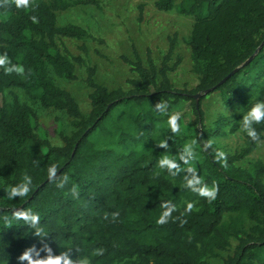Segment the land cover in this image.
<instances>
[{
  "label": "trees",
  "instance_id": "trees-1",
  "mask_svg": "<svg viewBox=\"0 0 264 264\" xmlns=\"http://www.w3.org/2000/svg\"><path fill=\"white\" fill-rule=\"evenodd\" d=\"M77 4L97 1L34 0L35 6L18 8L9 0L0 6V56L7 55V67L24 69L22 74L7 73L0 67V264H20L17 258L25 249H39L43 243L54 254L72 249V259L88 258L90 264H210L211 257L222 258L223 264H264V163L237 164L257 142L244 132L243 148L226 153V166L214 160L218 147L212 143L205 148L207 141L238 130L240 119L264 99V0H154L157 10L193 18L184 42L197 83L178 88L169 77L181 62L179 55L173 58V34L159 63L149 49L145 61L135 48L133 58L122 57L133 73L127 88L97 83L94 67L87 66V114L48 70L73 80L75 63L85 62L72 56L63 40L90 39L91 33L77 24L57 23V12ZM32 16L39 22L33 23ZM211 87L215 88L196 104L192 95ZM9 88L21 89L44 108L66 113L73 129L61 134V145L50 144L35 131L34 110L15 94L8 99ZM212 93L230 113L207 126L201 101ZM159 100L167 102V114L155 108ZM182 102L190 103L194 115L191 137L172 133L168 124ZM254 127L261 140L264 122ZM162 140L168 141L167 149L157 146ZM193 141L196 157L185 165L179 154ZM164 155L175 157L184 169L194 167L203 183L218 184L216 199L190 190V173L173 177L161 168ZM52 164L58 166V177H69L63 189L49 180ZM25 173L33 180L31 193L9 200L6 190L20 183ZM73 185L78 196L70 191ZM167 201L177 207L172 218L180 219L158 225L161 205ZM189 202L194 209L185 213ZM14 210L38 213L39 226L48 236L41 241L23 220L12 218ZM117 211L119 218L112 222L111 214ZM181 219L187 223L181 225ZM231 240L237 242L233 248ZM100 248L103 255H93Z\"/></svg>",
  "mask_w": 264,
  "mask_h": 264
},
{
  "label": "rangeland",
  "instance_id": "rangeland-1",
  "mask_svg": "<svg viewBox=\"0 0 264 264\" xmlns=\"http://www.w3.org/2000/svg\"><path fill=\"white\" fill-rule=\"evenodd\" d=\"M97 4H77L64 11L57 12V23L77 24L87 29L93 38L86 40L64 39L68 51L72 56H80L84 63H75L73 80H66L55 74L49 68V74L57 85L68 90L77 101L81 111L87 114L90 110L89 93L91 88L86 83V67L95 69L94 79L97 83L109 89L117 87L127 88L126 80L133 76L129 65L122 59L123 56L133 58V48L145 61L149 49L154 60L159 63L168 48V37L176 34L177 44L175 58L181 57L177 68L169 73V77L178 88H192L197 83V77L191 70L189 48L184 39L189 35L193 18L184 16L174 10L160 11L153 4L154 0H96ZM85 48V50L83 49ZM7 98L15 94L21 101L27 102L34 114L32 122L35 131L48 139L52 145H61V134H69L72 125L71 119L64 111L53 108H44L33 102L18 88H9ZM264 101V99L262 100ZM205 115V125L210 126L219 116L230 113L221 102L217 93L207 95L201 101ZM179 112L180 131L178 134L191 137L194 133L192 124L194 115L189 102H182L172 114ZM242 119L235 132H227L222 137L212 139L213 144L225 153L238 152L244 146V130ZM191 141V138H188ZM253 161L264 163V133L257 142L256 148L237 164L245 167ZM248 227L250 222L245 220ZM237 242L231 240V248ZM224 257L226 253L220 252ZM210 264H223L220 257L208 258Z\"/></svg>",
  "mask_w": 264,
  "mask_h": 264
},
{
  "label": "clouds",
  "instance_id": "clouds-1",
  "mask_svg": "<svg viewBox=\"0 0 264 264\" xmlns=\"http://www.w3.org/2000/svg\"><path fill=\"white\" fill-rule=\"evenodd\" d=\"M16 6L19 8L21 6L27 8L34 5V0H14ZM9 4V0H4L3 4L0 6H7ZM33 23H38V19L35 16L31 17ZM10 61L7 58V55L0 56V67H5L7 73H11L13 71L22 74L24 69L22 67H7ZM155 108L162 112V114H167L168 104L165 101H158L155 104ZM180 113L176 112L174 114L169 115L168 124L171 128L172 133H178L180 131ZM264 122V101H257L252 108L249 110L247 114H245L242 118V128L247 133V136L255 142L260 141V135L254 127L255 124ZM195 141L187 144L182 152L179 154V159L183 161V164L189 165L191 161H193L196 157L195 152ZM212 141L209 140L205 144V148L211 147ZM159 148L167 149L168 141L162 140L158 145ZM215 162L220 163L223 161L226 166L227 163V154L222 150H217L214 157ZM33 164L39 165L38 160H33ZM161 168H166L168 172L174 177L178 175L182 171H186L190 173L193 178L188 179L186 177V186L196 192L198 195L205 197L209 200H215L219 193V185L213 182L211 186L203 183L197 177L196 169L194 167H189L184 169L180 164L176 162L175 157H171L168 155H164L159 161ZM58 166L52 164L48 168V177L50 181L56 182V187L63 189L69 183V177L67 175H62L60 177L57 176ZM33 186V180L30 175L25 173L20 183L11 186L6 190V195L9 200H13L16 198H24L27 197L31 191ZM73 196H78L79 193L77 191V187L73 185L70 189ZM161 207L164 209L161 216L157 219L156 223L158 225H164L169 222L170 219H173L175 222L176 219H180L179 217L172 218V212L177 210L175 204L171 201H167L162 203ZM194 209V204L189 202L185 208V213H191ZM181 215H184L182 213ZM112 222H116L119 218V212H113L111 214ZM12 218L16 220H23L29 227L34 229L33 234L36 237H39L41 241L44 240L45 237L48 236L47 233L44 232L43 228L39 226L40 217L38 213H34L31 210H14L12 213ZM108 218V214H105V219ZM5 222L11 223L7 216L4 217ZM181 225L187 223L186 220H180ZM72 249H67L61 251L59 254H54L52 248L49 244L43 243L41 248H37L35 245L25 249L23 253L17 258L20 264H90V260L88 258L77 257L75 260L72 259L70 252ZM78 251V250H77ZM104 249H95L93 255L100 256L103 255ZM41 252L45 254L41 256Z\"/></svg>",
  "mask_w": 264,
  "mask_h": 264
},
{
  "label": "water",
  "instance_id": "water-1",
  "mask_svg": "<svg viewBox=\"0 0 264 264\" xmlns=\"http://www.w3.org/2000/svg\"><path fill=\"white\" fill-rule=\"evenodd\" d=\"M227 77H228V76H227ZM227 77H225V79H226ZM225 79H223L222 81H220V83H222ZM220 83H219V84H220ZM214 88H215V87H211V88L205 90L203 93H196V94H193L192 97L195 99V103H196V104L198 103L199 98L201 97L202 94L209 93V92H211Z\"/></svg>",
  "mask_w": 264,
  "mask_h": 264
}]
</instances>
